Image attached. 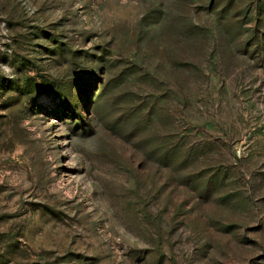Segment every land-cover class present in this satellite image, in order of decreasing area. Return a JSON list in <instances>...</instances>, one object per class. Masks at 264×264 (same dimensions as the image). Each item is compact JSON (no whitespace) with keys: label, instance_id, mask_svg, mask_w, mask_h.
<instances>
[{"label":"rangeland","instance_id":"374dc122","mask_svg":"<svg viewBox=\"0 0 264 264\" xmlns=\"http://www.w3.org/2000/svg\"><path fill=\"white\" fill-rule=\"evenodd\" d=\"M0 264H264V0H0Z\"/></svg>","mask_w":264,"mask_h":264},{"label":"trees","instance_id":"16d2710c","mask_svg":"<svg viewBox=\"0 0 264 264\" xmlns=\"http://www.w3.org/2000/svg\"><path fill=\"white\" fill-rule=\"evenodd\" d=\"M76 113H79L78 111H76Z\"/></svg>","mask_w":264,"mask_h":264}]
</instances>
